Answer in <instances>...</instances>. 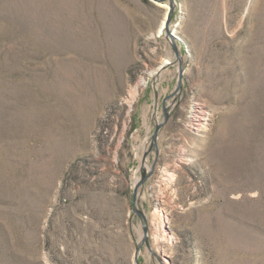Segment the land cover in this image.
I'll return each mask as SVG.
<instances>
[{
    "label": "rangeland",
    "instance_id": "1",
    "mask_svg": "<svg viewBox=\"0 0 264 264\" xmlns=\"http://www.w3.org/2000/svg\"><path fill=\"white\" fill-rule=\"evenodd\" d=\"M170 3L0 0V264H264V0Z\"/></svg>",
    "mask_w": 264,
    "mask_h": 264
},
{
    "label": "bare ground",
    "instance_id": "2",
    "mask_svg": "<svg viewBox=\"0 0 264 264\" xmlns=\"http://www.w3.org/2000/svg\"><path fill=\"white\" fill-rule=\"evenodd\" d=\"M198 109V108H197ZM196 112V111H195ZM209 119V112L206 110H198L197 114L194 115V120L196 121V125L197 126H201L204 127L206 126L205 123H207V120ZM164 180L166 182H170L173 180V174L171 175V173L167 174V177L164 178Z\"/></svg>",
    "mask_w": 264,
    "mask_h": 264
},
{
    "label": "water",
    "instance_id": "3",
    "mask_svg": "<svg viewBox=\"0 0 264 264\" xmlns=\"http://www.w3.org/2000/svg\"><path fill=\"white\" fill-rule=\"evenodd\" d=\"M170 1H171V3H172L173 0H170ZM171 3H170V4H171ZM171 6H173V4H171ZM158 128H159V126L156 127V129H155V133H154V135H153V138H155V134H156ZM144 178H145V177L143 176V177H142V178L136 183V185L134 186L135 189H134L133 198H132V199H133V202L135 201L134 199H135V195H136V188H137L138 185H140V184L144 181Z\"/></svg>",
    "mask_w": 264,
    "mask_h": 264
}]
</instances>
